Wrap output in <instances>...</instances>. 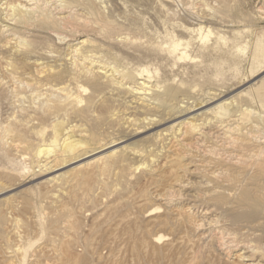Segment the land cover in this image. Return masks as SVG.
Segmentation results:
<instances>
[{
  "label": "bare ground",
  "instance_id": "6f19581e",
  "mask_svg": "<svg viewBox=\"0 0 264 264\" xmlns=\"http://www.w3.org/2000/svg\"><path fill=\"white\" fill-rule=\"evenodd\" d=\"M18 1L19 4L14 2L17 5L5 4V12L8 11L6 26L4 30L0 28V36L6 38L0 49H8L9 58L14 61L12 69L4 71L9 82L0 78V90L9 92L12 87L17 92L21 87L30 91L28 98L24 96L29 105L14 106L18 117L0 128V135L11 140L7 143L0 139V147L20 160L14 165L23 167L30 162L38 168L40 178L57 173L40 185L62 187L75 172L104 163L109 158L119 157L121 162L130 158L141 162L149 160V164H153L149 169L152 178L167 180L175 173L181 176L171 180L164 192L167 191L166 195L155 196V201L165 209L157 205L145 213L148 236L134 239L135 251L148 252L150 249L149 260L167 263L173 258L174 248L196 246L206 251L209 264H264V133L262 136L259 133L260 123L256 120L259 118L252 110V103L242 100L247 90L235 94L222 90L195 94L184 82L176 80L162 86L147 67L120 70L115 65L112 67L108 59L97 56L99 53H93L90 48L86 51L88 40L72 47L66 66L59 63L56 55L41 52L38 48L41 40L51 38L55 32L81 28H96L101 35L112 38L117 26L101 17L99 6L92 0ZM163 2L168 3V0ZM229 3L222 0L221 15L230 12ZM49 4L54 9H48ZM183 29L188 35L198 32L203 37L202 28ZM24 33L34 35L29 38L30 42L27 41L28 45L21 38ZM128 40L122 38L118 42L134 45ZM262 46L258 45L262 54L254 56L257 68L252 76V85L260 99L264 98ZM186 48L181 40L174 39L162 52L176 60L174 64L177 65L185 59ZM124 54L130 56L133 53ZM52 62L57 65L52 66ZM18 69L33 70V73L29 78H23L24 73ZM87 92L90 94L85 97L83 94ZM121 102L136 110L135 116L125 119L127 131L122 136L105 141L91 135L88 138L81 126L66 127L63 122H58L47 145L51 147L49 149L40 146L31 153L29 142L25 144L20 140L22 133L40 138L44 129L37 128L41 122L87 118L94 107ZM112 114L118 116L116 111ZM61 137L63 141L59 144ZM135 139L138 140L128 144ZM66 168L70 170L60 173ZM17 188L15 184L0 187V206L2 199L8 203L14 198L13 192ZM181 217L189 221L187 231L193 234L190 241L159 231L153 233L150 229L156 225L167 227ZM6 221L0 214V222ZM65 256V262L69 263L72 256L66 252ZM49 264L53 263L49 261Z\"/></svg>",
  "mask_w": 264,
  "mask_h": 264
},
{
  "label": "rangeland",
  "instance_id": "374dc122",
  "mask_svg": "<svg viewBox=\"0 0 264 264\" xmlns=\"http://www.w3.org/2000/svg\"><path fill=\"white\" fill-rule=\"evenodd\" d=\"M92 1L99 6V14L103 19L117 26L113 37L101 35L96 28L68 29L41 40L38 48L42 53H52L58 57L59 63L66 65L72 47L82 40H88L86 51L90 48L93 53H99L97 56L104 57L106 61L108 59L112 67L115 65L120 70L147 67L162 86L176 80L184 82L195 94L212 93L215 90L235 94L247 90L242 100L252 103V110L259 118L256 120L260 123L259 133L262 136L264 98H258L256 87L252 85V76L257 68L254 56L262 54L258 45L264 46V0H226L231 5L228 16L220 14L222 0H168V3L163 0ZM11 2L12 5L20 3L18 0H0L1 30L5 29L8 15L5 10ZM163 4L168 9L162 7ZM50 6L48 9H54V6ZM182 26L195 30L202 28L203 37L198 32L188 35ZM28 33L21 35L27 45V41L31 40L29 38L34 36ZM122 38L129 39L128 43L133 42L134 45L118 42ZM113 39L117 41L114 43ZM174 39L181 40L187 46L185 59L177 65L174 64L176 60L162 52ZM5 42L6 38L1 35L0 45ZM124 53L133 54L127 56ZM12 63L14 61L9 58L8 49H0V78H5L6 83L9 78L4 75V71L12 69ZM50 64L57 65L54 62ZM18 70L24 73L23 78H29L33 73V70ZM10 88L9 92L5 91L7 94L0 90V128L18 117L16 107L29 105L28 99H25L30 94L29 90L26 93L20 87L17 92L22 93H17ZM16 94L19 98H25L19 99ZM89 94L83 95L87 97ZM121 103L94 107L87 118L68 117L41 122L37 128L44 129L40 138L22 133L20 140L25 144L29 142L31 153L40 146L46 148L58 122H63L66 127L73 124L81 126L88 138L91 135L105 141L122 136L127 131L125 119L135 116L136 110ZM114 111L118 112V116H112ZM0 139L11 142L10 138L3 135H0ZM58 141L61 144L62 137ZM139 147L143 148L142 145ZM19 161L13 153L0 147V187L12 184L18 186L10 202H5V199L1 201L4 206H0V214L7 221L0 222V264H49V261L53 264H81L82 261L84 264H209L206 251L196 246L191 249L189 246L174 248L173 258L167 263L149 260L150 249L148 252L133 249L135 238L148 236L145 213L161 205L155 201V196L166 195L167 191L164 192L171 180L180 174L175 173L167 180L154 179L149 176V169L153 167L149 160L141 162L130 158L127 162H121L119 157H115L75 172L62 187L42 186L40 184L44 179L57 173L40 178L37 176L38 168L30 162H26L23 167L18 165L17 169L15 163ZM68 170L70 168L60 173ZM180 194L183 192L180 191ZM168 196L172 199L171 194ZM161 208L165 209L163 205ZM188 225L187 218L181 217L167 227L156 225L150 229L153 233L159 231L163 235H176L190 241L193 234L188 233ZM130 229L132 231L128 232ZM65 252L72 256L69 263L65 262Z\"/></svg>",
  "mask_w": 264,
  "mask_h": 264
}]
</instances>
